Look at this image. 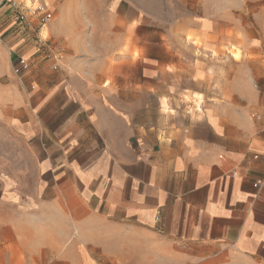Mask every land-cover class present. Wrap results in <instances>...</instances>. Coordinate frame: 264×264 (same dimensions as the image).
Here are the masks:
<instances>
[{
  "label": "crops",
  "instance_id": "0c3cea01",
  "mask_svg": "<svg viewBox=\"0 0 264 264\" xmlns=\"http://www.w3.org/2000/svg\"><path fill=\"white\" fill-rule=\"evenodd\" d=\"M12 7L0 9V137L36 175L3 184L14 216L0 264H264V112L199 106L145 123V97L161 110L154 85L66 50L44 61ZM18 57L31 62L21 76Z\"/></svg>",
  "mask_w": 264,
  "mask_h": 264
},
{
  "label": "rangeland",
  "instance_id": "374dc122",
  "mask_svg": "<svg viewBox=\"0 0 264 264\" xmlns=\"http://www.w3.org/2000/svg\"><path fill=\"white\" fill-rule=\"evenodd\" d=\"M29 1L6 0L0 9L11 5L14 14V4L24 7ZM44 1L51 12L45 40L39 42L35 28L24 34L38 48L36 56L66 50L85 64L107 62L113 74L122 73L128 82L154 85L161 110L145 97L150 111L145 123L160 114H202L211 108L248 119L254 112L263 114L264 0ZM132 61L138 62L137 70ZM242 81L245 98L235 91ZM25 162L0 137V240L11 239L5 228L14 216L2 197L4 182L14 177L23 185L36 175L21 170ZM10 255L1 246L0 257Z\"/></svg>",
  "mask_w": 264,
  "mask_h": 264
},
{
  "label": "built area",
  "instance_id": "2783aa9c",
  "mask_svg": "<svg viewBox=\"0 0 264 264\" xmlns=\"http://www.w3.org/2000/svg\"><path fill=\"white\" fill-rule=\"evenodd\" d=\"M6 0H0V6H3ZM15 7V21L19 28L26 31L30 28H35V32L38 31L39 42L44 41L41 37V31L47 27L51 21V13L48 5L44 0H35L31 7H21L14 4ZM36 25V26H35ZM31 67V63L23 57H18L13 66V72L17 76H21L27 72ZM258 156H256V159ZM264 184L263 181H258L256 187H260Z\"/></svg>",
  "mask_w": 264,
  "mask_h": 264
}]
</instances>
